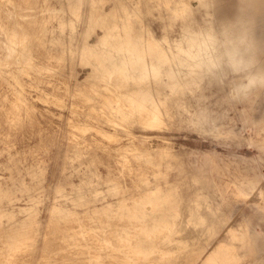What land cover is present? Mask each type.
Wrapping results in <instances>:
<instances>
[{"label":"rangeland","instance_id":"obj_1","mask_svg":"<svg viewBox=\"0 0 264 264\" xmlns=\"http://www.w3.org/2000/svg\"><path fill=\"white\" fill-rule=\"evenodd\" d=\"M258 66L264 0H0V263L264 264Z\"/></svg>","mask_w":264,"mask_h":264},{"label":"bare ground","instance_id":"obj_2","mask_svg":"<svg viewBox=\"0 0 264 264\" xmlns=\"http://www.w3.org/2000/svg\"><path fill=\"white\" fill-rule=\"evenodd\" d=\"M214 31H215V29L212 27V26H210L209 28H206L205 30H203V29H200V30H190V33L192 34V35H197V34H201V33H207L208 35H213L212 33H214ZM104 36V34L103 35H101L100 36V38H99V40L94 44V45H96V44H99L100 43V41H101V39H102V37ZM193 38H195V37H193ZM15 40H13V39H11V43L13 44V46L11 47V51H13V50H15V47H14V44H15ZM88 45H89V43H88ZM234 46H232L230 49H232ZM187 48V47H186ZM229 49V50H230ZM180 52H181V50H180ZM184 53V52H183ZM182 53V54H183ZM186 53V52H185ZM151 56V55H150ZM155 57V56H154ZM166 57H165V55L163 54V53H161V61H159V63L160 64H164V61H166V59H165ZM188 58V57H187ZM145 59V58H144ZM148 59H149V57H148ZM142 60V59H141ZM252 62H253V60H252ZM193 63V62H192ZM138 64V63H137ZM156 64H157V62L156 61H151V62H149V61H143L141 64H140V67H141V70H143V73L146 71V70H148V69H150V68H152V69H154L155 67H156ZM252 64V63H251ZM110 65V64H109ZM113 65V64H112ZM136 65V64H135ZM132 66V65H131ZM105 67V66H104ZM264 68H263V66H258V67H256L255 68V71L254 72H252L251 73V76L252 75H258V76H261V77H264ZM87 77H89V75H87ZM170 79V78H169ZM261 84V83H260ZM259 85V84H258ZM127 86V85H126ZM83 90V88L82 87H80V88H78V91H82ZM114 90V89H113ZM124 91V90H123ZM112 93V92H111ZM128 93V92H127ZM134 93V92H133ZM137 93V92H136ZM148 94V93H147ZM136 95V94H135ZM129 99V98H128ZM152 99H153V97H152ZM134 100V99H133ZM135 101H137V100H135ZM139 103V102H138ZM142 105V104H141ZM138 106H139V104H138ZM144 106V105H143ZM147 109V108H146ZM83 110V109H82ZM153 113V112H152ZM263 113V112H262ZM155 115V114H154ZM153 115V116H154ZM9 116V115H8ZM157 117V116H156ZM140 122V121H139ZM153 122V121H152ZM75 126H78L77 124H74ZM83 128L84 129H87L88 128V126H83ZM99 136V135H98ZM8 175H9V173H8ZM8 178V177H7ZM5 180H7V179H5ZM28 180V179H27ZM259 189V188H258ZM157 190H155V189H149L148 191H146L145 193H142L141 194V196L142 197H150L153 193H155ZM254 195V194H253ZM120 202V201H119ZM118 202V203H119ZM52 207V206H51ZM57 207V206H56ZM112 207H113V203H111V202H106L105 204H102L100 207H96V206H94L93 208H91V207H86L83 211V213H85V214H87V213H91V212H93V213H97V212H108L110 209H112ZM27 208H21V211L23 212V211H25ZM27 211V210H26ZM30 214V213H29ZM91 217V216H90ZM26 220V217H23V218H20L18 221H17V223L16 224H24V223H26V222H24ZM244 224H243V226L245 227V226H247V224L245 223V222H243ZM47 225V224H46ZM46 229V228H45ZM148 230V229H147ZM146 232V231H145ZM223 233V232H222ZM104 240V239H103ZM120 242V241H119ZM126 243V242H125ZM133 243V242H132ZM135 245V244H134ZM226 246L227 245H225V243H224V241H219L217 244H216V246L214 247V248H212L211 249V251L209 252V253H207L204 257H203V259H202V261H201V264H212V263H214V259L217 257V256H222V255H225L226 253H227V249H226ZM112 247V246H111ZM130 247V246H129ZM229 247V246H228ZM232 253V252H231ZM230 253V254H231ZM135 256V255H134ZM221 258H223V256L221 257ZM219 259V258H218ZM138 261V260H137ZM226 261V260H225ZM1 264V263H0Z\"/></svg>","mask_w":264,"mask_h":264},{"label":"clouds","instance_id":"obj_3","mask_svg":"<svg viewBox=\"0 0 264 264\" xmlns=\"http://www.w3.org/2000/svg\"><path fill=\"white\" fill-rule=\"evenodd\" d=\"M252 63L251 49L238 43L227 54V69L235 72L246 71ZM221 67H224L221 65ZM222 80V77H221ZM264 83V77L252 75L242 82H233L231 89L236 97L250 93L258 84Z\"/></svg>","mask_w":264,"mask_h":264}]
</instances>
